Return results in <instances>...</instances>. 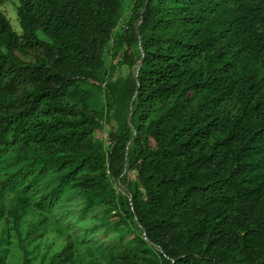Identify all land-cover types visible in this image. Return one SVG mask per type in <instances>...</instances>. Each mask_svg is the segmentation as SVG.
Instances as JSON below:
<instances>
[{"label":"trees","instance_id":"16d2710c","mask_svg":"<svg viewBox=\"0 0 264 264\" xmlns=\"http://www.w3.org/2000/svg\"><path fill=\"white\" fill-rule=\"evenodd\" d=\"M120 9L19 0L21 34L0 11V222L19 230L36 209L38 238L67 193L89 211L135 172L120 204L142 230L128 264H264V0H134L133 110L106 144L91 87ZM75 261L70 237L48 264Z\"/></svg>","mask_w":264,"mask_h":264},{"label":"rangeland","instance_id":"374dc122","mask_svg":"<svg viewBox=\"0 0 264 264\" xmlns=\"http://www.w3.org/2000/svg\"><path fill=\"white\" fill-rule=\"evenodd\" d=\"M120 1L119 23L104 48V65L100 72L103 88L91 87L98 97L96 105L101 120V128L95 131L94 136L106 144L108 133L130 120L135 98L130 88L142 54L140 40L127 34L129 26L139 24L132 12L134 0ZM18 6L19 0H4L0 11L9 18L13 29L21 34ZM37 34L47 40L41 31ZM108 84L111 85L109 89L106 87ZM132 148L133 143H130L129 151ZM126 176L131 179V188L127 185ZM135 183L136 173L125 171L119 179H112L111 190L96 199L89 211H85L87 202L82 193L70 191L51 213H47L46 230L38 238L27 236L42 218L36 209L28 211L19 230L13 228L10 221H1L0 253L6 255L7 264H22L24 250L35 264H48L51 256L59 252L71 237L75 242V264H128L132 253L141 254L136 237L142 235V230L135 219L124 214L120 204L131 200L130 189L134 190Z\"/></svg>","mask_w":264,"mask_h":264}]
</instances>
